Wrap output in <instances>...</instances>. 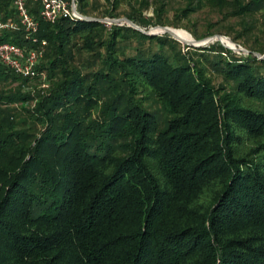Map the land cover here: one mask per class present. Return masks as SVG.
I'll return each mask as SVG.
<instances>
[{"label":"trees","instance_id":"trees-1","mask_svg":"<svg viewBox=\"0 0 264 264\" xmlns=\"http://www.w3.org/2000/svg\"><path fill=\"white\" fill-rule=\"evenodd\" d=\"M185 1L184 17L206 6L234 18L224 34L248 53L47 22L28 0L49 84L23 89L31 79L0 64V85L18 82L0 88V264H264V41L253 32L264 0ZM10 16L0 0V20ZM1 41L32 45L21 30Z\"/></svg>","mask_w":264,"mask_h":264},{"label":"rangeland","instance_id":"rangeland-1","mask_svg":"<svg viewBox=\"0 0 264 264\" xmlns=\"http://www.w3.org/2000/svg\"><path fill=\"white\" fill-rule=\"evenodd\" d=\"M147 6L141 5V0H85L86 7L85 10L89 17H96V18H102V19H110V20H116L121 19L119 22H110L106 21V26H109L111 23L120 24V25H129L128 22L125 20H122L123 18H127L128 13H135V14H141L147 19H150V22L146 26H139L137 25L141 31L146 32L148 34H163V33H169L174 39H176L180 43V47L182 51H186L188 48L198 47V46H206L209 45L215 41H219L222 45L225 47L231 49L236 54H247V50L241 45L244 42L243 40H239V44L236 42H233L230 38L231 34L225 35L224 33L228 34L227 31L229 29H234L236 26V21L234 18H228L224 19L220 16V14H217V12L209 7L202 6L200 9L189 12L187 14V17H184L181 14V8H183L186 5L185 0H165L166 6H165V12L163 13V20L166 25H159V24H153V19L156 17V9H157V0H146ZM76 3V0H75ZM108 12H112L114 14V17H109ZM256 17L258 18V26L260 29H255L253 32L254 35L257 36V41H264V9L256 12ZM133 27V26H131ZM134 28V27H133ZM166 29H173V31L168 32ZM208 31H212L215 34L210 36H205L203 38H196L197 36H200L202 34H205ZM177 32L183 34L186 37V40L183 39L181 36L176 34ZM262 32V33H261ZM222 36L224 37L222 40L219 39H213V40H206V38L212 37V36ZM253 36V35H252ZM234 45L233 47L227 46L224 44V42H230ZM224 41V42H223ZM238 44V45H237ZM241 48L245 49L246 51L242 50ZM190 49L188 51H190ZM258 54V53H254ZM218 82H221V79L219 78L217 80ZM49 82L47 81V78L44 74L38 75L36 78L31 79L28 81L27 87H24L23 89H30L34 92H37L41 89H46ZM18 85V82H3V84L0 85V88L5 89H11ZM37 90V91H36ZM35 101H30L27 103V106L29 108L34 105ZM18 104V103H17ZM17 108L20 112H23L19 105H17ZM253 146L252 141L245 142V145L243 147L244 150H248Z\"/></svg>","mask_w":264,"mask_h":264},{"label":"built area","instance_id":"built-area-1","mask_svg":"<svg viewBox=\"0 0 264 264\" xmlns=\"http://www.w3.org/2000/svg\"><path fill=\"white\" fill-rule=\"evenodd\" d=\"M39 3L38 15L47 22H53L58 17L83 19L76 13L75 0H31ZM28 0H12L14 16L0 20L1 31H18L25 33V37L32 44L19 45L11 41L0 42V64L17 75L33 79L42 75L38 71L44 51L45 40L37 37L39 22L27 7Z\"/></svg>","mask_w":264,"mask_h":264},{"label":"water","instance_id":"water-1","mask_svg":"<svg viewBox=\"0 0 264 264\" xmlns=\"http://www.w3.org/2000/svg\"><path fill=\"white\" fill-rule=\"evenodd\" d=\"M76 13H77L78 15H80L83 19H86V20H95V21H101V22L110 21V22H115V23L121 21V19L110 20V19H102V18H96V17L84 16V15H81L80 13H78L77 11H76ZM122 20H125L126 22H128L130 26H133L134 28L141 30L137 25H135L134 23H132L129 19H127V18H123ZM166 31L171 32V31H173V29H166ZM223 38H224V37H222V36L216 35V36H212V37L206 38V40H207V41H208V40H213V39H219V40H222ZM230 42H231V40H230ZM241 49L244 50V51H246V50L243 49V48H241ZM246 52H247V51H246ZM263 56H264V55H263Z\"/></svg>","mask_w":264,"mask_h":264}]
</instances>
